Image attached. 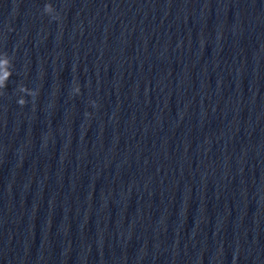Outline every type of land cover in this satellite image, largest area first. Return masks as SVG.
Listing matches in <instances>:
<instances>
[{
  "label": "water",
  "instance_id": "obj_1",
  "mask_svg": "<svg viewBox=\"0 0 264 264\" xmlns=\"http://www.w3.org/2000/svg\"><path fill=\"white\" fill-rule=\"evenodd\" d=\"M0 264H264V0H0Z\"/></svg>",
  "mask_w": 264,
  "mask_h": 264
},
{
  "label": "clouds",
  "instance_id": "obj_2",
  "mask_svg": "<svg viewBox=\"0 0 264 264\" xmlns=\"http://www.w3.org/2000/svg\"><path fill=\"white\" fill-rule=\"evenodd\" d=\"M19 104H21V101H19Z\"/></svg>",
  "mask_w": 264,
  "mask_h": 264
}]
</instances>
